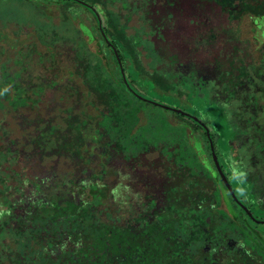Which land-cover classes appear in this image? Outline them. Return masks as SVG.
Masks as SVG:
<instances>
[{
    "label": "trees",
    "instance_id": "1",
    "mask_svg": "<svg viewBox=\"0 0 264 264\" xmlns=\"http://www.w3.org/2000/svg\"><path fill=\"white\" fill-rule=\"evenodd\" d=\"M62 1L83 5L116 68L88 47L89 25L65 12L64 30H5L4 18L0 264H264L252 225L264 220V195L252 199L253 166L264 171V0H131L127 13L141 9L146 34L137 37L155 56L142 78L139 56L108 37L94 5ZM179 58L207 69L219 137L155 89L157 69L171 74ZM218 149L255 164L237 176Z\"/></svg>",
    "mask_w": 264,
    "mask_h": 264
},
{
    "label": "rangeland",
    "instance_id": "2",
    "mask_svg": "<svg viewBox=\"0 0 264 264\" xmlns=\"http://www.w3.org/2000/svg\"><path fill=\"white\" fill-rule=\"evenodd\" d=\"M130 1L131 0H116L113 4H109L108 0H84V3L89 6H95L99 17L101 18L102 24L105 23L104 21H108L105 25L108 37L111 39H115V37H117L115 40L119 44L121 48L120 50H123L126 56H128L129 52H133L135 55L139 56V61H142L143 65L138 67L140 69L138 77L142 78L143 74L146 72L144 65H149L151 57L154 60L155 56L150 51L148 43L141 41V39L137 37V35L140 34L143 36L146 35L141 29L142 21L140 19V14L142 12L141 9H133L131 11V15L129 16L127 13V7L129 6ZM122 5H124L125 8H122ZM108 8L112 9L114 13L118 15L116 20L113 16L107 13L106 9ZM119 9L120 12L117 13L116 11ZM16 11H19L20 14L16 13ZM63 12L69 16V22H71L72 25L74 24L78 27L80 21L89 25L93 31L94 37H92V40L88 42V47L92 50L101 49L103 54L106 56L105 59L108 60L115 69L116 65L111 49L105 46L103 39L97 32L93 18L89 16L86 9L80 3L68 4L66 1L62 0H0V26L4 25L3 21L5 18V21H11L13 23H9V27H4L5 30L7 28H14V24L20 25L21 22H25V24L31 23L29 26H35L40 23L47 24V27L56 25L61 30H64V23L68 20L66 21L63 18ZM112 19L113 21L109 22V20ZM72 25H70L71 34H73L72 29H75ZM241 28L243 30L242 35L244 36V29L246 26L241 24ZM85 38L88 40L87 37ZM61 63L63 65H67L68 59L61 56ZM157 72L162 78L159 76H152L155 89L159 93L166 91L167 94L169 93L171 98L170 100H164L163 103L173 107H178L197 116L201 120L208 123L207 125H209V128L213 130V132L216 130L217 137H219V131H217L220 129L219 124H214L213 118L209 116L210 111L208 114L206 113V110L210 108L207 104L212 100L211 93L215 89L213 82L211 83L209 80V76L206 71L199 70V68H196L195 66H190L185 68L184 71L177 76L173 74L171 75L169 71L163 68L157 69ZM142 84L144 85V88H148V85L143 83V81ZM148 95L152 99L158 100L156 95ZM242 121H244V119H242ZM218 150L221 154L222 160L226 164L227 170L237 176L244 175L245 167L249 168L248 164H255V160L251 157L243 160L241 158V154H239V160H237L235 156L232 157L231 155H225L222 153L221 149ZM244 161H246V163L241 166L240 163ZM253 169L256 173V180H252V199L254 200L257 198V195L259 197L262 194L264 195V171L256 170L254 166ZM247 185L249 186V184ZM245 192H248V190H245ZM252 225L264 234V222L259 224L252 222Z\"/></svg>",
    "mask_w": 264,
    "mask_h": 264
},
{
    "label": "water",
    "instance_id": "3",
    "mask_svg": "<svg viewBox=\"0 0 264 264\" xmlns=\"http://www.w3.org/2000/svg\"><path fill=\"white\" fill-rule=\"evenodd\" d=\"M101 33H102L104 39L108 42V40H107V38H106V35L104 34V32H103L102 29H101ZM165 107H170V106H166V105H165ZM170 108H172V107H170ZM173 109H174V110L181 111L180 109H175V108H173ZM181 112H183L184 114H188V113H186V112H184V111H181ZM189 115H191V114H189ZM191 116L194 117V118H196L195 115H191ZM206 132H207V135H208V137H209V131H208V129H207ZM210 148H211V154H212V158H213L214 165H215V167H216V170H217V172H218V174H219L221 180L223 181L225 187L228 189L230 195H231L235 200H237V198H236V196H235V193H234V191H233V189H232V186H231V184H230L228 178L226 177V175H225V173H224V171H223V169H222V167H221V165H220V163H219V160H218L217 155H216V153H215L214 145H213L212 142H210ZM237 201H238V200H237ZM239 205L242 207V209H243L245 212H247L248 214H250L248 208H247L245 205H243L241 202H239ZM262 222H264V220H263Z\"/></svg>",
    "mask_w": 264,
    "mask_h": 264
},
{
    "label": "flooded vegetation",
    "instance_id": "4",
    "mask_svg": "<svg viewBox=\"0 0 264 264\" xmlns=\"http://www.w3.org/2000/svg\"><path fill=\"white\" fill-rule=\"evenodd\" d=\"M190 66H195L196 68H199V70H204V71H206V73H207V69L205 68V67H203V66H196L195 64H194V62H189V61H186L184 58H179V59H177L176 61H175V66L173 67V71H172V73L171 74H173V75H178V74H181L183 71H184V69L185 68H188V67H190ZM185 67V68H184ZM193 115V114H192Z\"/></svg>",
    "mask_w": 264,
    "mask_h": 264
}]
</instances>
